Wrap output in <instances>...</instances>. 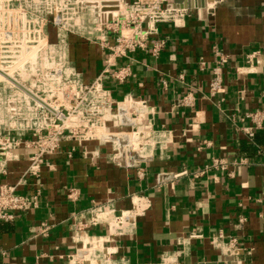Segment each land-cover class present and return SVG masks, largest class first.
I'll use <instances>...</instances> for the list:
<instances>
[{"label": "crops", "instance_id": "1", "mask_svg": "<svg viewBox=\"0 0 264 264\" xmlns=\"http://www.w3.org/2000/svg\"><path fill=\"white\" fill-rule=\"evenodd\" d=\"M205 2L204 13L173 7L184 16L158 23L151 38L165 41L160 55L119 58L120 65L130 64L132 75L122 84L106 80L116 99L132 94L156 107L157 145L144 177L108 162L109 146L91 143L89 152L78 147L70 157L72 143L64 142L39 178L18 185V193L37 194L39 202L0 223V264H161L172 255L178 264L221 261L227 255L238 264H264V132L250 140L242 130L249 122L241 119L264 108V0ZM60 39H68L63 49L83 81L90 82L102 68L99 42L80 33ZM216 48L228 60L222 68L224 89L211 97ZM188 92L195 96L194 106L178 107L177 99ZM95 149L101 156L92 155ZM215 157L227 160L228 168L201 173ZM28 164L24 158L11 161L0 184H18ZM160 172L182 174L158 185ZM70 187L78 190L75 202L67 198ZM137 196L145 210L134 222L79 228L81 213L93 206L120 215ZM43 221L50 226L48 235L39 231ZM194 231L202 236L191 238ZM220 231L222 243L215 245L212 238ZM231 238L237 239L234 252ZM85 246L91 249L82 261Z\"/></svg>", "mask_w": 264, "mask_h": 264}, {"label": "built area", "instance_id": "2", "mask_svg": "<svg viewBox=\"0 0 264 264\" xmlns=\"http://www.w3.org/2000/svg\"><path fill=\"white\" fill-rule=\"evenodd\" d=\"M167 1L0 0V179L8 174L11 161L24 158L29 162L18 184H0V223L12 221L18 211L38 206V195L18 193V185L28 178H39L64 142L72 143L67 152L70 157L78 147L89 152L91 143L98 148L109 146L105 155L108 162L135 169L139 179L144 177L157 145L156 107L148 98L132 94L116 99L106 80L122 84L132 75L130 64L120 65L119 58L138 52L160 55L165 41L151 39L157 33L158 23L184 16V10L165 6ZM48 27L64 31L63 37L80 33L99 42L104 57L95 78L84 82L69 55L61 51V57L58 56L57 45L46 34ZM215 52L218 61L209 81L211 97L224 89L222 68L228 60L221 49L216 48ZM254 55L248 54L247 59L251 61ZM194 104L191 92L176 101L178 107ZM241 119L249 122L242 130L250 140L264 130V108L247 111ZM91 153L101 156L99 149ZM228 164L224 158L215 157L201 173L212 168L226 170ZM181 174L160 172L155 180L159 185ZM67 198L77 201L78 190L68 188ZM144 210L142 197L137 196L132 207L120 215L108 206H93L81 213L84 222L78 224L80 229L103 222L110 227L120 226L134 222ZM244 222L241 217L239 223ZM49 228L43 221L39 231L48 235ZM201 236L197 231L190 235ZM223 236L222 231L218 232L212 242L221 244ZM229 245L236 251L237 239L231 238ZM89 249L85 246L81 251L85 253L82 261L88 259ZM178 263L177 256L172 255L161 264Z\"/></svg>", "mask_w": 264, "mask_h": 264}, {"label": "water", "instance_id": "3", "mask_svg": "<svg viewBox=\"0 0 264 264\" xmlns=\"http://www.w3.org/2000/svg\"><path fill=\"white\" fill-rule=\"evenodd\" d=\"M169 7L193 8L196 7L199 13L205 12L206 0H168ZM199 264H238L234 255H227L221 261L201 262Z\"/></svg>", "mask_w": 264, "mask_h": 264}, {"label": "rangeland", "instance_id": "4", "mask_svg": "<svg viewBox=\"0 0 264 264\" xmlns=\"http://www.w3.org/2000/svg\"><path fill=\"white\" fill-rule=\"evenodd\" d=\"M46 34L48 35V38L51 41V43H53V45L56 44L57 46L62 47V49L58 48L59 52L57 51L58 56L61 57V55H62L61 51L65 52V49H63V44H62L61 39H60L61 35L62 36L64 35V31H61L55 27H48L46 29ZM66 41H68V39H66ZM64 44H66V43H64ZM57 60L62 61L61 58H57Z\"/></svg>", "mask_w": 264, "mask_h": 264}, {"label": "trees", "instance_id": "5", "mask_svg": "<svg viewBox=\"0 0 264 264\" xmlns=\"http://www.w3.org/2000/svg\"><path fill=\"white\" fill-rule=\"evenodd\" d=\"M259 132L263 133L264 131H263V130H261V131H259Z\"/></svg>", "mask_w": 264, "mask_h": 264}]
</instances>
